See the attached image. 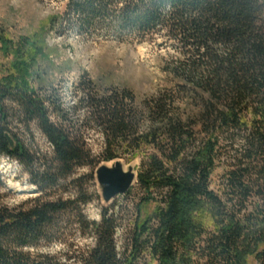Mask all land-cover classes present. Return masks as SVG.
<instances>
[{
	"label": "trees",
	"instance_id": "trees-1",
	"mask_svg": "<svg viewBox=\"0 0 264 264\" xmlns=\"http://www.w3.org/2000/svg\"><path fill=\"white\" fill-rule=\"evenodd\" d=\"M67 10L79 28L101 22L138 41L164 35L172 52L162 69L179 82L146 98L140 117L131 90L101 92L82 81L80 100L105 136V160L120 157L122 146L157 150L138 174L149 194L136 204L125 244L106 207L98 222L78 214L93 246L50 253L42 247L57 240L67 202L27 209L0 204V264H250V255L263 261L264 0H70ZM28 60L13 64L17 76L0 77V122L10 115L38 122L55 153V174L68 175L87 163L90 151L51 120L50 113L68 121L66 111L57 91L30 85ZM8 100L18 106L11 114ZM196 130L204 136L199 142ZM228 145L219 193L211 174ZM0 154L34 162L7 126L0 127ZM153 188L163 191L160 200Z\"/></svg>",
	"mask_w": 264,
	"mask_h": 264
},
{
	"label": "rangeland",
	"instance_id": "rangeland-1",
	"mask_svg": "<svg viewBox=\"0 0 264 264\" xmlns=\"http://www.w3.org/2000/svg\"><path fill=\"white\" fill-rule=\"evenodd\" d=\"M69 1L0 0V29L3 32L0 35V77L12 73L17 76L13 64H22L29 58L32 61L28 76L30 85L36 87L41 82L48 92L51 89L57 91L60 104L66 111L68 121L63 122L50 113L51 120L63 124L90 151L91 157L85 165L74 167L68 175H56L52 144L38 122L28 123L22 117L14 118L12 115L6 123L0 122V127L7 126L34 159L31 165H24L0 154V204L11 209H27L46 201L67 202L65 206H70V209L60 215L62 220L57 240L42 247V250L62 256L78 248L86 249L95 242L93 235L84 234V220L79 212L87 220L98 222L103 208H109L118 219V243L125 244L136 217V204L149 194L138 174L146 169L143 160L147 154L157 152L149 145L137 150L120 147L122 155L117 159L125 168L134 166L135 180L126 192L119 193L110 202L104 201L95 172L100 165H111L117 159H104L105 136L89 118L86 104L80 100L82 83L85 81L101 92L115 88L131 90L138 114L142 117L146 113V98L175 88L179 82L162 69L164 63L171 59L169 54L172 52L170 41L164 35L138 41L129 30L120 31L101 22L93 27L79 28L75 17L67 15ZM35 73L40 75L36 79ZM44 88L39 89L42 95L45 94ZM5 106L10 114L12 109H18L10 100ZM146 124L144 122L141 128L146 129ZM196 131L195 137L199 142L204 136ZM225 147L222 163L211 174L210 186L219 193L226 166L225 153L230 149L229 145ZM133 153L137 156L130 160ZM44 171L48 173L42 175ZM150 192L156 200H160L163 194L154 188ZM248 261L250 264H264V260L257 261L253 255Z\"/></svg>",
	"mask_w": 264,
	"mask_h": 264
},
{
	"label": "water",
	"instance_id": "water-1",
	"mask_svg": "<svg viewBox=\"0 0 264 264\" xmlns=\"http://www.w3.org/2000/svg\"><path fill=\"white\" fill-rule=\"evenodd\" d=\"M95 174L100 193L106 202H110L119 193L126 192L135 180L134 166L125 168L119 159L114 161L112 166L100 165Z\"/></svg>",
	"mask_w": 264,
	"mask_h": 264
},
{
	"label": "bare ground",
	"instance_id": "bare-ground-1",
	"mask_svg": "<svg viewBox=\"0 0 264 264\" xmlns=\"http://www.w3.org/2000/svg\"><path fill=\"white\" fill-rule=\"evenodd\" d=\"M108 166H112V164L111 165H108Z\"/></svg>",
	"mask_w": 264,
	"mask_h": 264
}]
</instances>
